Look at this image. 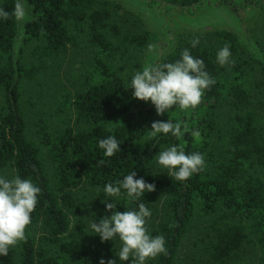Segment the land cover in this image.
Listing matches in <instances>:
<instances>
[{"label": "trees", "instance_id": "trees-1", "mask_svg": "<svg viewBox=\"0 0 264 264\" xmlns=\"http://www.w3.org/2000/svg\"><path fill=\"white\" fill-rule=\"evenodd\" d=\"M26 1L29 15L24 18L19 33L15 16L11 15L15 0H0V7L10 13L7 20H0V88L4 99L0 112V173L11 169L13 175L6 178L19 175L41 188L36 209L31 214L32 222L26 227L38 226L39 234L27 235L19 253L10 247L6 256H0V264H99L101 257L115 258L113 241L102 242L98 234L85 229L73 190L81 182L103 187L122 180L131 171L137 172L135 178L144 177L154 183L155 191L144 193V197L135 202L122 196L126 209L136 208L141 202L150 209L158 196L168 195L167 219L149 226L153 235L165 237L168 253L157 256L151 264H176L179 247L196 207L214 215L207 264H241L240 251L247 238L246 229L239 222L218 225L224 217L217 214L218 211L250 222L260 251L258 264H264V178L248 171L249 165L264 170V138L256 126L253 90L249 89V80L254 77L258 89L264 91V47L255 41L258 46L255 52L236 34L225 30L180 34L175 49L160 62H174L181 58L182 50L188 48L194 57L203 59L205 70L216 83L204 91L202 108L196 106L200 114L194 113L196 123L182 112L188 124L183 136L158 135L147 139L139 148L137 143L150 131L152 122L157 121V112L147 102L134 98L130 83L110 68L105 57L97 56L93 79L69 101L76 119L89 127H68L62 133L52 134L45 123H37L40 144L54 166V188L40 157V146L25 134L26 122L19 103L20 82L33 79L44 59L58 56L72 42L67 22L79 25L88 21L90 41L105 55L112 54L117 46L106 36L109 12L92 9L96 0ZM167 1L190 4L197 0ZM112 2L123 8L116 0ZM139 20L142 32L123 35L120 46L135 45L142 51L154 41L155 34L140 17ZM112 29L118 32L115 27ZM206 35L218 38L222 47L226 43L230 45L232 63L222 67L216 62L218 50L202 42ZM195 37L200 38V44L192 48L191 41ZM15 40L17 52L20 50L16 62L13 61ZM26 44H31L29 53L36 63L20 61ZM141 66L137 61L136 67L142 70L144 64ZM223 97L232 99L235 111L231 118L232 130L225 141L227 148L216 152L209 147L215 111ZM261 110L264 115V104ZM194 130L202 135L199 144H194ZM109 135L121 142V152L113 157H105L98 148V141ZM171 145L183 147L186 153H202L208 163L185 181L170 177L167 169L152 171L150 164L160 149ZM100 218L94 214L90 222Z\"/></svg>", "mask_w": 264, "mask_h": 264}, {"label": "rangeland", "instance_id": "rangeland-1", "mask_svg": "<svg viewBox=\"0 0 264 264\" xmlns=\"http://www.w3.org/2000/svg\"><path fill=\"white\" fill-rule=\"evenodd\" d=\"M112 3L113 4H111V0H96V3L92 8L109 12L106 36L114 42L115 46H117L112 54H103L99 51V47L95 46L90 41L88 21H83L79 25H73L72 23L67 22V29L72 36V42L67 44L64 51L58 56L44 59L42 61L41 69L33 79H22L20 82L21 94L19 103L26 122L25 134L27 139L40 146V157L44 162L46 173L50 177L54 188V166L48 159L45 148L40 144L41 136L38 132L39 127L37 123L39 121L45 123L48 127V131L52 134L62 133L64 129L68 127L73 129H86L89 127L84 121H78L76 119L70 102L74 95L77 92L84 90L89 81L93 79L95 75L94 61L97 56L100 59H104L105 57L110 68L129 83L134 72L139 70L136 67V62L140 61L142 66L144 64L147 47L141 51L135 45L120 46L121 37L123 35L142 32L143 26L139 20V15L137 14L138 16H136L134 12L127 10L125 7L122 8L114 2ZM113 27H115L118 32H115V30L112 29ZM248 29L252 39L264 47V7L251 19ZM202 42L208 48H215L218 50L222 47L221 41L212 35H206ZM30 46L31 44H26L24 46L21 56L20 61L25 64L31 62L36 63V60L34 58L33 60L29 53ZM21 47L22 46L19 45L20 49ZM19 53L20 50L17 52V58L19 57ZM247 54L250 56V51L248 49ZM254 79V77L250 78L249 89L253 90V109L257 114L256 126L260 136L264 138V115L261 110V106L264 104V91L258 89L259 87L255 84L256 81H253ZM147 103L150 104L151 102ZM3 106V92L0 88V112H2ZM198 107L202 108V104H199ZM234 111L235 106L230 97H223L219 101L218 108L215 111L214 131L211 135V145L209 149L217 152L218 149L225 150L227 148L225 141L226 138L230 136L232 130L231 118ZM156 119L157 121L171 120L173 123L182 124V130L185 128L188 130V124L186 123L187 120L181 115V113L176 114L175 116H170L169 118L164 114L158 115ZM194 132H196V130H194ZM148 134L149 132L137 143L136 147H141L147 139L152 138L149 137ZM193 138L194 144H199V142L203 140L202 135L200 134L193 135ZM181 142H184L183 138H181ZM165 148L160 149V151ZM160 151L150 164V169L152 171L165 170L156 163V158ZM206 162L208 163L207 160H205V164ZM255 167L256 165H249L248 171L264 178V170ZM0 175L7 177L12 176L13 174L11 169H7L1 172ZM99 188L102 187L91 185L87 182H81L73 190L77 206L81 211L80 217L84 222L87 232L90 231L88 224L90 223L92 215L98 214L103 217L111 214L110 211H105V205L101 202L104 199L105 194H99ZM167 198L168 195H161L154 200L153 205L150 208L152 215L149 220V226L167 219L169 215V209L166 205ZM109 202L111 201L109 200ZM117 202L119 203L117 204V210H128L124 205L122 196ZM217 214H224V217L219 220L220 222L218 225L233 221L239 222L245 227L247 238L240 251L241 264H258L260 251L255 242L254 235L251 232L250 222L240 220L237 215L232 217L226 212L218 211ZM213 219L214 215L211 213H203L198 207H196L187 232L185 233L183 241L179 247L176 264L208 263L210 250L209 238L211 236V224ZM38 234V226L25 230L26 236H38ZM21 242L22 241H19L15 246H12L17 253L20 252ZM114 246L115 250H117L120 246L119 241H114ZM115 259H117V264H130L129 261L120 262L118 257H116V254ZM154 259H150L148 264H151Z\"/></svg>", "mask_w": 264, "mask_h": 264}, {"label": "clouds", "instance_id": "clouds-1", "mask_svg": "<svg viewBox=\"0 0 264 264\" xmlns=\"http://www.w3.org/2000/svg\"><path fill=\"white\" fill-rule=\"evenodd\" d=\"M11 15L17 20L26 16L24 5L17 0ZM10 13L0 7V20H7ZM200 38L191 41V47L196 48ZM230 45L227 43L218 49L216 62L220 66L232 63ZM216 83L215 78L205 70L203 59L194 57L188 48L182 50L181 58L174 62H159L144 66L137 70L130 80L132 96L145 102H151L158 115H163L175 106L180 110L194 109L201 103L204 91ZM179 123L171 120L153 121L149 137L171 134L181 137ZM193 132V135H198ZM121 142L115 136L109 135L98 141V148L105 157H113L121 152ZM103 162V161H102ZM156 163L167 169L169 176L177 181H185L205 167V157L199 152L186 153L183 147L171 145L160 151ZM136 171H131L122 180L109 182L98 189L104 193L101 201L105 205V215L98 221L88 224L90 233L98 234L101 241H119L115 250L120 262L130 264H148L150 259L163 254L167 255L166 239L163 235H153L149 228L151 210L138 203L136 208L117 210V201L126 196L129 202L140 201L144 193L155 191V184L147 182L144 177L135 178ZM41 188L31 179L19 175L11 179L0 175V256H6L10 247L26 238L25 230L31 224V214L35 211ZM109 200L111 202H109ZM99 264H117V259L101 257Z\"/></svg>", "mask_w": 264, "mask_h": 264}, {"label": "water", "instance_id": "water-1", "mask_svg": "<svg viewBox=\"0 0 264 264\" xmlns=\"http://www.w3.org/2000/svg\"><path fill=\"white\" fill-rule=\"evenodd\" d=\"M116 1L127 10L138 13L144 25L150 31L156 32L158 40L150 45L147 60H150V50L158 47L162 41L168 42L169 46L160 52L159 58L162 59L171 53L178 44V34L205 33L216 30L236 34L251 50L257 52L258 46L251 37L248 25L259 11L258 5L236 14L230 6L223 4L224 0H197L190 4H179L167 0ZM20 2L26 9L25 17H27L29 15L27 1L20 0ZM16 3L17 0H15ZM24 18L22 20L15 18L19 33V29L24 26L26 20ZM21 32L23 33L24 30L22 29ZM13 45V61L16 62L17 41Z\"/></svg>", "mask_w": 264, "mask_h": 264}, {"label": "flooded vegetation", "instance_id": "flooded-vegetation-1", "mask_svg": "<svg viewBox=\"0 0 264 264\" xmlns=\"http://www.w3.org/2000/svg\"><path fill=\"white\" fill-rule=\"evenodd\" d=\"M223 4L230 6L232 11L235 12L236 14H240V12L246 11V10L250 9L251 7H253L254 5H258L259 10L262 9L264 7V0H224ZM139 17H140V15H139ZM153 33L156 36V38L153 41V42H155L156 40H158V38H157L156 32H153ZM179 35L180 34H178V36H177L178 42H179ZM150 45L148 46V48L145 52L144 66L159 63L160 59H161V58H159V56H161L160 52L165 50L169 46V43L162 41L158 47H154L153 49H151L150 50V60H147V52L149 50ZM164 57H162V59ZM146 60H147V62H146ZM150 105L155 109V107L152 103H150ZM155 111H156V109H155ZM198 111H199V109L197 107L194 109L190 108V109H186V110H180L179 108H175V106H173V108L170 110V112H166V113H164V115L169 118L170 116H175L176 114H180V113L182 114V112H183L187 119H191L192 120L191 122L196 123V120L193 119V117L195 116L194 113H198ZM198 115L200 116L199 113H198Z\"/></svg>", "mask_w": 264, "mask_h": 264}]
</instances>
